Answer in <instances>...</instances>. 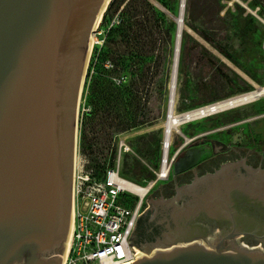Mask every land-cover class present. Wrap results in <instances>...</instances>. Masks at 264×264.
Returning <instances> with one entry per match:
<instances>
[{
  "label": "water",
  "instance_id": "95a60500",
  "mask_svg": "<svg viewBox=\"0 0 264 264\" xmlns=\"http://www.w3.org/2000/svg\"><path fill=\"white\" fill-rule=\"evenodd\" d=\"M109 1L0 0V264L64 262L80 97ZM211 152L189 146L172 170ZM244 158L148 198L124 264H264V165Z\"/></svg>",
  "mask_w": 264,
  "mask_h": 264
},
{
  "label": "rangeland",
  "instance_id": "374dc122",
  "mask_svg": "<svg viewBox=\"0 0 264 264\" xmlns=\"http://www.w3.org/2000/svg\"><path fill=\"white\" fill-rule=\"evenodd\" d=\"M150 1L165 12L168 20L175 22V28L170 36L159 35L154 56L148 66L146 83L142 86L136 102L126 105L125 97L116 99V92L128 84L133 74L131 67L122 68L121 64L115 66L109 60H106L105 66L115 69L109 72L107 70L103 75L101 87L103 86L104 95L98 102L91 98V83L97 75L95 56L106 46L109 28L121 20L125 1L112 17H101L93 31L79 103L76 155V160L85 158L87 164L97 171H101L107 163L118 165L125 178L141 185H146L155 178L152 168H156L158 164L165 140L176 32L175 18L180 10L183 18L182 30H187L189 35L184 38L181 31L172 103V110L176 114L194 110L189 109L193 107L183 108V104L199 103L200 108L207 106L206 103L211 104L213 100L217 103L264 84V18L258 14L257 6L248 4L249 0H206L202 13L194 20L197 29L189 27L185 22L187 0H175L174 11L165 8L157 0ZM262 1L264 5V0ZM180 2H184V7L182 3L180 7ZM196 2L197 0H191L192 4ZM237 5L244 7L245 11L239 13ZM246 12L254 16V21L250 23L247 34L242 35L239 30L247 20ZM199 30H205L209 39L204 38ZM116 46L120 56L129 57L121 36L117 37ZM221 48L232 57L225 55ZM223 72L231 77L232 82L225 79ZM182 86L185 87L184 94L180 92ZM128 117H135L137 124L126 129L119 128L118 121ZM178 130L179 132L173 130L169 137L173 146L180 140L173 147L174 150L180 148L177 155L189 144L205 141V144L216 149L234 148L260 158L264 153V95L219 112L184 121L178 126ZM186 138L190 139L186 141ZM225 154L228 152L221 155ZM149 171L153 173L151 177L148 176ZM162 180L157 179L152 190ZM150 194L149 191L146 193L143 205ZM123 196L131 204L137 199L131 193Z\"/></svg>",
  "mask_w": 264,
  "mask_h": 264
},
{
  "label": "built area",
  "instance_id": "2783aa9c",
  "mask_svg": "<svg viewBox=\"0 0 264 264\" xmlns=\"http://www.w3.org/2000/svg\"><path fill=\"white\" fill-rule=\"evenodd\" d=\"M173 143L166 139L162 144L155 178H167L180 148L171 150ZM76 160L74 178V207L66 255L63 264H124L136 252L128 237L136 217L146 208L143 199L148 189L144 184L120 174L118 165L106 164L101 171ZM142 191L143 194H139ZM125 193L137 197L134 204H126Z\"/></svg>",
  "mask_w": 264,
  "mask_h": 264
},
{
  "label": "trees",
  "instance_id": "16d2710c",
  "mask_svg": "<svg viewBox=\"0 0 264 264\" xmlns=\"http://www.w3.org/2000/svg\"><path fill=\"white\" fill-rule=\"evenodd\" d=\"M124 1L125 3L121 11V20L118 24L112 25L109 28L107 44L95 56L94 66L97 75L91 83V98L95 99L97 102L102 98V95H104L102 92L104 90L103 86L101 87L104 81L103 75L107 70L109 72L115 69V67L108 68L105 66L106 60H109L115 66L121 64L122 68L127 66L131 67L133 77L129 80L126 86L122 87V90L116 92L115 96L116 99H122V97H125L124 102L126 105L132 104L133 101L136 102L140 97L142 86L146 83L148 66L154 56V50L157 47L159 35L170 36L175 28V22L173 20H168L165 12L158 9L150 0H110L102 18H105L106 16L107 18L112 17ZM157 1L170 11H174L175 0ZM205 4L206 0H197L196 4H192L191 0H187V17L185 18V22L189 27L197 29L194 20L199 13H202ZM248 4L253 7L257 6L258 14L264 18V5L262 0H249ZM237 10L239 13H243L245 8L237 5ZM245 17L247 20L242 24L239 30L242 35L247 34L250 23L254 21V16L249 12H246ZM199 31L204 38L209 39L205 30ZM188 35L189 32L187 30H182V36L184 38ZM118 36H121L125 42V49L129 54V57L127 58L120 56L118 53V47L116 46ZM221 50L228 57H232V55L224 48H221ZM223 75L228 82H232L229 75L224 72ZM180 92L181 94H184V86L180 87ZM210 103H212V101ZM182 107H193L189 108L192 110L199 108V103H191L189 105L183 104ZM126 111L128 112V110ZM136 124L137 121L135 117H128L126 120H119L117 126L121 129H126ZM179 141L175 142L174 146L178 145ZM173 147L171 149L172 151L174 150ZM111 155V158L113 159L114 152L113 154L111 153ZM152 175L153 173L149 171L148 176L151 177ZM125 203L129 205L131 204L127 202Z\"/></svg>",
  "mask_w": 264,
  "mask_h": 264
},
{
  "label": "bare ground",
  "instance_id": "6f19581e",
  "mask_svg": "<svg viewBox=\"0 0 264 264\" xmlns=\"http://www.w3.org/2000/svg\"><path fill=\"white\" fill-rule=\"evenodd\" d=\"M182 1V0H181ZM184 7V2H180ZM176 20V32H175V44H174V54H173V63H172V70H171V80H170V99L168 101L169 103V112H168V121L165 126L164 134L165 138L168 139L172 133L173 130L178 131V126L183 123L184 121L202 117L206 114H211L215 112L222 111L226 108L233 107L236 105H239L241 103L253 100L257 96L264 95V84L261 86H257L254 90L242 93L240 95H236L230 98H227L225 100L219 101V102H213L212 104H208L207 106L200 107L197 109H194L192 111H186L184 113L176 114L172 110V103L174 100V83H175V73L176 68L178 65V59H179V48H180V39H181V31L183 27V18H182V12L179 11V15L175 18ZM193 121V120H192ZM190 139V138H189ZM186 138V140H189ZM128 148V147H127ZM153 185V181L147 182L145 187L142 188V191L145 189L150 188ZM142 191H139V194H143Z\"/></svg>",
  "mask_w": 264,
  "mask_h": 264
},
{
  "label": "flooded vegetation",
  "instance_id": "af4514ba",
  "mask_svg": "<svg viewBox=\"0 0 264 264\" xmlns=\"http://www.w3.org/2000/svg\"><path fill=\"white\" fill-rule=\"evenodd\" d=\"M203 143H205V141L193 142L186 146L181 154H183L186 148H188L189 146L199 145ZM211 149L212 152L209 156L201 159L194 165L176 173L171 169L167 178L163 179L162 182H160V184L157 186V188H155L154 190H152V186L149 188L148 191L151 193L149 198L169 196L174 193L176 188L175 186L190 181L195 175H200L207 171H212L222 162L227 160L240 159L244 158L245 156L244 160L248 164H251L253 166L264 165V153L261 154L260 158H256L257 156L255 154L242 153L240 150L234 148L231 149L228 147H222L221 149H216L214 147H211ZM234 151L235 153H233ZM223 152H228V154L221 155Z\"/></svg>",
  "mask_w": 264,
  "mask_h": 264
}]
</instances>
